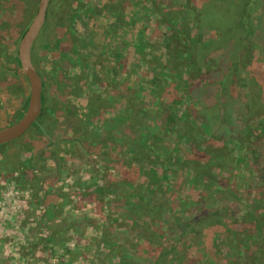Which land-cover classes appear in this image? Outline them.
Listing matches in <instances>:
<instances>
[{
  "label": "rangeland",
  "instance_id": "374dc122",
  "mask_svg": "<svg viewBox=\"0 0 264 264\" xmlns=\"http://www.w3.org/2000/svg\"><path fill=\"white\" fill-rule=\"evenodd\" d=\"M38 1L0 3V129L27 103L17 47ZM229 4L257 8L252 34L262 40L235 54L236 35H222L230 28L213 16ZM31 55L43 109L0 146V264L264 258V0H51ZM124 108L142 110L143 126L128 127L157 138L162 159L133 161L114 122ZM198 149L214 155L204 169L190 166ZM114 181L157 202L154 221L129 219L111 201L118 194L98 193ZM207 203L221 218L200 228Z\"/></svg>",
  "mask_w": 264,
  "mask_h": 264
},
{
  "label": "trees",
  "instance_id": "16d2710c",
  "mask_svg": "<svg viewBox=\"0 0 264 264\" xmlns=\"http://www.w3.org/2000/svg\"><path fill=\"white\" fill-rule=\"evenodd\" d=\"M3 2V0H0V3ZM230 5V4H229ZM227 5V7H225L223 9V11L213 15L214 16V22H218L219 21H224V25L227 24L228 28H230L229 30H225L222 35H229V34H235V41L234 43L231 44H227V47L229 49V52L231 54H235V52L238 49H241L244 47V44L246 42L249 41V39L254 38L257 43L261 42L262 40H260V37L258 35L252 34V25L257 24V21L255 20L257 14V8L253 7L252 9L249 8V6H246L245 8L240 9L238 6L235 5ZM212 16V18H213ZM221 16V18L219 17ZM224 16V18H223ZM251 17L253 19V21L251 20ZM212 22V21H211ZM220 25V24H218ZM221 27L223 28V26L221 25ZM225 29V28H224ZM258 32V31H257ZM221 35V36H222ZM227 42V41H226ZM259 44V43H258ZM231 50V51H230ZM33 62V61H32ZM17 65H19V61L17 60ZM39 75L42 77V73L37 70ZM254 76V75H253ZM227 76L224 75L221 80V82L219 84H217L218 89L219 90H223V88H225V84L227 82ZM194 84V82L192 83ZM162 85V84H161ZM189 87V84H187ZM163 87V86H162ZM127 93V89H125V94ZM261 96V100L257 101V105H260L262 103V96H264V90L260 89V92L258 94V96ZM218 98L220 99V96H218ZM44 102V98L42 95V103ZM176 102H172L169 103L167 105H165L168 109L170 110V107L172 106V104L175 105ZM168 105H170V107H168ZM26 106V105H25ZM89 108H92V106L89 105ZM25 110V107L23 109V111ZM251 113L254 111L253 106L251 105V108L249 110ZM142 110L140 109H133L131 110L130 108H124L119 115L116 116L114 122H116L119 126L120 129V133H121V138H122V143L125 146L126 149L130 150V152L133 155L134 158V162L135 163H139L140 161L143 160V158H145V156L147 158L153 159L155 161H158L160 158L162 159V157H160V143L157 141L158 139L155 137H150L147 136V134H144V132H136L135 130H137V127H139L140 125L143 126V123L140 121V117L144 116V113H142ZM22 114V113H21ZM21 114H18L17 116V120L21 117ZM135 115H138V118H134ZM169 119L170 117H167L166 122L169 123ZM128 124H131L132 127H136V129H131L130 127H128ZM110 128V127H107ZM113 129V128H112ZM112 129H108V130H112ZM209 144V147L212 148V145ZM215 148V147H214ZM163 150V149H162ZM200 150V149H198ZM208 150H200V151H195L193 150V153L190 154V156L188 157L189 161H190V166H193L195 169H199L196 165H198L199 167H201L202 169L205 168V165L208 163V161L213 162L214 160V155H212V153H208ZM200 153H202V156H199ZM260 159L262 158V155L260 154ZM163 162V161H161ZM140 164V163H139ZM192 164V165H191ZM211 163H209L208 165H210ZM262 170H264V166H262ZM126 182V181H123ZM122 185L116 181H114L113 183H111L112 186H102L98 189V193L100 195H107V196H111L114 195V193L119 197L113 198L111 201L113 202H117V204L114 205H121L120 209L124 212V214H126L127 218H135L136 213H133L134 211H139V218H144V217H148L149 220L152 222L154 221L156 215H157V208L158 206L156 205V203H154V205H148V203L145 201L143 196H138L136 195L137 193V188L136 186H133L130 182L127 183H123ZM136 196H138L136 198ZM130 197H135L136 200L135 201H130L128 198ZM147 200V199H146ZM120 201V202H119ZM150 201V200H148ZM118 202L120 204H118ZM202 202H194V206L196 209L203 207V205H201ZM210 205H208V203L204 206L203 209H205L207 212L203 213L202 216H199L200 220L198 225L200 226V228L205 227V224L208 220L213 219V217L215 218H221L220 217V210L215 211V212H208ZM201 211V209H200ZM202 213V212H201ZM50 216V215H49ZM224 218V217H223ZM222 218V219H223ZM225 219L227 220H231L232 219L230 217H225ZM213 223V220H212ZM211 223V224H212ZM214 224V223H213ZM145 227L147 228V232L149 231L150 227L148 226V224L144 223ZM260 229L264 228V226L259 227ZM207 233L208 230L207 228L204 229ZM146 232V233H147ZM194 232V231H193ZM252 235V234H251ZM250 235V236H251ZM242 238H244V240L249 239V235H241ZM250 241V239H249ZM248 241V242H249ZM253 245H255L253 243ZM261 252V250H260ZM260 252L255 254V257L253 256H249L246 257V259L244 260H240L238 263L236 264H264V258L262 259H257L256 256L258 254H260ZM119 264V263H118ZM120 264H126L125 260H121Z\"/></svg>",
  "mask_w": 264,
  "mask_h": 264
},
{
  "label": "water",
  "instance_id": "95a60500",
  "mask_svg": "<svg viewBox=\"0 0 264 264\" xmlns=\"http://www.w3.org/2000/svg\"><path fill=\"white\" fill-rule=\"evenodd\" d=\"M51 0H39L34 17L23 33L18 47L17 57L23 75L28 83V97L21 117L10 126L0 129V146L14 142L23 137L36 125L43 109V81L38 69L32 62V49L43 28L47 16V8Z\"/></svg>",
  "mask_w": 264,
  "mask_h": 264
}]
</instances>
